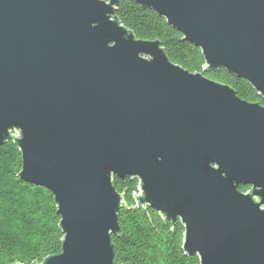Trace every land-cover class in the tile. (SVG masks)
Here are the masks:
<instances>
[{"label":"water","instance_id":"obj_1","mask_svg":"<svg viewBox=\"0 0 264 264\" xmlns=\"http://www.w3.org/2000/svg\"><path fill=\"white\" fill-rule=\"evenodd\" d=\"M132 1L264 99V0ZM118 3L0 0V147L51 191L63 233L35 264H113L125 177L140 209L180 219L200 264H264V104L136 38Z\"/></svg>","mask_w":264,"mask_h":264},{"label":"trees","instance_id":"obj_2","mask_svg":"<svg viewBox=\"0 0 264 264\" xmlns=\"http://www.w3.org/2000/svg\"><path fill=\"white\" fill-rule=\"evenodd\" d=\"M115 14L120 23L142 40H158L167 58L190 72L229 85L249 102L264 104L248 80L224 67L204 68L199 47L186 40L166 19L148 6L119 0ZM21 153L12 140L0 147V264H35L61 252L63 233L58 226L57 205L50 190L18 176ZM123 195L118 212L120 231L111 236L113 264H200L198 255L183 249L184 226L157 210L136 205V177L114 178ZM248 185H239L246 191Z\"/></svg>","mask_w":264,"mask_h":264}]
</instances>
